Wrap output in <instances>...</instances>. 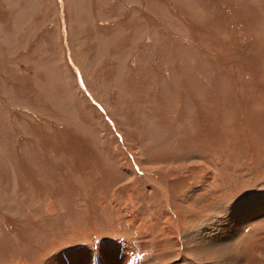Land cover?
I'll use <instances>...</instances> for the list:
<instances>
[{
  "label": "rangeland",
  "instance_id": "obj_1",
  "mask_svg": "<svg viewBox=\"0 0 264 264\" xmlns=\"http://www.w3.org/2000/svg\"><path fill=\"white\" fill-rule=\"evenodd\" d=\"M263 208L264 0H0V264H251Z\"/></svg>",
  "mask_w": 264,
  "mask_h": 264
},
{
  "label": "bare ground",
  "instance_id": "obj_2",
  "mask_svg": "<svg viewBox=\"0 0 264 264\" xmlns=\"http://www.w3.org/2000/svg\"><path fill=\"white\" fill-rule=\"evenodd\" d=\"M260 203V202H259ZM249 205V204H248ZM253 205H255V204H253V203H251L250 204V206H248V207H250L249 209V211H248V213H247V211H246V213L248 214V215H246L245 216V218L247 219V221H245V222H248V224H246V226L244 227V229H248V228H246L249 224H254V223H260L259 222V219H255L254 218V212H258V210H257V208H259V207H256V206H253ZM245 209V208H244ZM256 209V210H255ZM262 209V208H261ZM261 209H259V210H261ZM264 209V208H263ZM248 210V209H247ZM262 212H263V210H262ZM253 215V216H252ZM260 215V214H259ZM239 216V215H238ZM261 216V215H260ZM258 217V216H257ZM241 218V217H240ZM240 218H234V219H225V220H223V224L224 225H222L221 223V228H218V227H216V228H214V230H217V234H215V235H218L219 236V234H225V235H222L221 236V238H227V236L228 235H231L232 234V232L234 231V230H240L239 229V227H240V225H241V223H242V220L243 219H240ZM260 218V217H259ZM262 219H263V217H262ZM231 220H234V221H231ZM219 221V220H218ZM217 221V222H218ZM257 223V224H258ZM209 225H211V224H209ZM215 225V224H214ZM215 226H217V225H215ZM212 227V226H211ZM237 227V228H236ZM179 230V229H178ZM222 230V231H221ZM242 230V229H241ZM174 231V230H173ZM202 231V230H201ZM212 232V231H211ZM211 232H210V234H211ZM204 233V232H203ZM203 233H200V234H198V235H187L185 238H183L182 236L181 237H179V238H177V241L175 240V241H173L172 243H176V244H178V245H180L182 248L179 250V252L180 253H182L183 254V258H181L182 259V263L181 264H203L202 263V261H201V259L202 258H200V253L201 252H203V251H205L207 254H210L209 255V257H211L212 256V254L213 253H216V251L215 252H212L211 251V249H213L212 247H213V241H215L214 239L215 238H213V234L212 235H204ZM240 233H243L242 235L240 234L239 236H237L238 237V239L236 238V239H234V238H231V239H229V236H228V240H232V243H231V245H230V250H233V252L231 251V253H236V255H238L237 257H239L240 258V254H243L242 252H244L245 251V249L244 248H246V246H251L252 248L255 246V244L256 243H258V242H254V241H257V240H254L253 241V239L251 240V239H249V240H246L245 241V239H241V238H243V235L245 234V232L243 231H240ZM173 234H175V233H173ZM182 234V233H181ZM207 234V233H206ZM235 234V233H234ZM262 234V233H261ZM200 235V236H199ZM214 235V236H215ZM227 235V236H226ZM258 235V234H257ZM176 236V235H175ZM204 236H206V238H208L207 240H203L204 239ZM262 236H260V239H262L261 241H264L263 239L264 238H261ZM264 237V236H263ZM166 238V237H165ZM245 238V237H244ZM257 238L259 239V236H257ZM256 238V239H257ZM241 239V240H240ZM259 239V240H260ZM240 240V241H239ZM258 240V241H259ZM227 243H229V242H227ZM213 244V245H212ZM221 244V243H220ZM230 244V243H229ZM238 244H241V245H239V246H237ZM245 244V245H244ZM264 243H262V245H263ZM109 245H113V244H109ZM160 245V243L159 242H155V244H152V247H160L159 246ZM261 245V246H262ZM105 246H108V245H105ZM259 246H260V244H259ZM264 246V245H263ZM121 247V246H120ZM163 247H165L164 245H161V248H163ZM170 247V246H169ZM241 247H242V250H241ZM143 248V247H142ZM168 248V247H167ZM179 248V247H178ZM222 246H220L219 245V247H217V254L219 255V254H224V253H222L223 251H222ZM116 249V248H115ZM124 249V248H123ZM137 249L138 248H134V250H135V252H140L139 254H141V250L140 249H138V251H137ZM237 249L240 251V252H238L237 251ZM165 250V249H164ZM229 250V251H230ZM234 250H236L235 252H234ZM104 251H107V248H104V246H103V250H102V252H104ZM257 251V250H256ZM193 253L192 255H194V253H195V257L193 256L192 257V259L189 257V255H190V253ZM104 253H106V252H104ZM76 254V253H75ZM103 254V253H102ZM118 254V253H117ZM226 254V253H225ZM229 254V253H228ZM203 255V254H202ZM215 255V254H214ZM227 255V254H226ZM232 255V254H231ZM230 255V256H231ZM263 255V254H262ZM80 256V255H79ZM103 256H105V255H103ZM142 256V255H141ZM233 256V255H232ZM243 256H245V254L243 255ZM243 256H241V257H243ZM264 256V255H263ZM107 257V256H106ZM119 256L117 255V257H113L112 259L110 258V260L112 261V262H114L115 264H129V258L127 257V255H125V256H123V258H118ZM135 257V256H134ZM133 257V258H134ZM206 257V256H205ZM208 257V258H209ZM228 257V256H227ZM235 257V256H234ZM246 257V256H245ZM245 257H243V258H245ZM250 257V258H249ZM253 254L252 253H250L249 255H248V257H246V258H248V260H246V262H250V260H252V263L251 264H264V259L262 260V256L261 257H257L256 259H254L253 260ZM105 258V257H104ZM140 258V257H139ZM139 258H137V259H139ZM229 258V257H228ZM252 258V259H251ZM76 259H78V261H79V264H93V261L92 260H88V259H86L84 262H82V261H80L79 260V258H78V255L76 254V256L74 257V259H70L69 258V262H68V264H78L77 262H76ZM136 259V257H135V260H137ZM150 259V257H147V260H149ZM75 260V261H74ZM108 260V258L106 259V261ZM240 260V259H239ZM241 260H242V258H241ZM82 262V263H81ZM242 262V261H241ZM101 264H104V263H102L101 262ZM231 264H238V261H234V262H232ZM240 264V263H239Z\"/></svg>",
  "mask_w": 264,
  "mask_h": 264
}]
</instances>
